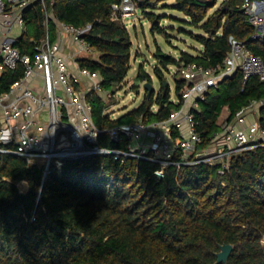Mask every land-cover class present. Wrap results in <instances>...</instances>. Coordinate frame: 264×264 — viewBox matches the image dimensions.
<instances>
[{"label":"trees","instance_id":"obj_1","mask_svg":"<svg viewBox=\"0 0 264 264\" xmlns=\"http://www.w3.org/2000/svg\"><path fill=\"white\" fill-rule=\"evenodd\" d=\"M121 0H48L46 12L35 4L25 11L26 30L16 46L32 53L47 33L54 41L60 22L75 28L91 27L86 41L97 59L84 58L80 66L99 74L104 91L122 86L131 69L132 41L121 20L112 18V5ZM151 1L135 0L152 23L153 33L163 34L160 17L150 12ZM162 1V0H159ZM176 0L173 10L185 14L189 25L203 32L194 35L201 48L195 54L181 52L179 58L157 47L154 72L160 91L142 105L113 119L107 114L102 94L91 93L96 126L102 130L143 121L164 122L181 107L165 85L164 71L178 72L194 65L203 69L223 67L235 40L243 42L264 61V39L252 40L257 31L241 9L243 0ZM175 77L177 100L189 83ZM19 72L0 76V91L7 92ZM146 77L139 74L138 79ZM264 100V81L257 76L244 79L241 70L211 88L199 109L193 111L197 151L213 150L223 132L220 118L228 110L231 122L252 101ZM154 107L158 109L153 110ZM264 129V108L258 112ZM174 139L185 134L173 130ZM102 148L127 150L108 134L99 138ZM150 155H152L150 153ZM176 150L174 161L181 162ZM221 165L204 163L169 166L163 177L161 165L129 158L115 160L100 155L66 162L61 173L43 180L42 168L24 159L0 153V264H217L220 246L234 250L227 264H264V148L245 151L230 160V169L220 175ZM30 191L23 194L20 183Z\"/></svg>","mask_w":264,"mask_h":264},{"label":"built area","instance_id":"obj_2","mask_svg":"<svg viewBox=\"0 0 264 264\" xmlns=\"http://www.w3.org/2000/svg\"><path fill=\"white\" fill-rule=\"evenodd\" d=\"M47 2L0 0V76L6 71L21 75L9 91H0V153L40 166L45 181L52 173H61L66 162L100 155H111L122 164L129 158L158 163L162 167L159 177L169 166L198 163L220 164L219 174L224 175L233 156L264 148V129L258 122L264 100H255L238 111L231 122L226 119L213 150L197 151L201 139L196 134L193 111L199 109L206 93L238 69L245 80L257 76L264 81L263 59L243 42H232L223 67H186L189 86L183 101L173 100L182 104L169 120L150 124L139 121L102 130L96 126L87 100L91 93L105 92L101 78L80 66L81 59L98 58L85 39L90 26L75 28L60 22L57 38L52 41L47 33L31 54L16 46L26 30L24 14L30 7L40 3L48 24L52 14L46 12ZM137 9L135 0H121L112 5V18H132ZM241 9L257 31L252 40L264 39V0H243ZM175 129L185 134L184 138L174 139ZM103 134L116 143L127 140V150L102 148L99 138ZM178 149L182 151L181 162L174 161Z\"/></svg>","mask_w":264,"mask_h":264},{"label":"rangeland","instance_id":"obj_3","mask_svg":"<svg viewBox=\"0 0 264 264\" xmlns=\"http://www.w3.org/2000/svg\"><path fill=\"white\" fill-rule=\"evenodd\" d=\"M140 2L142 0H139ZM211 1V0H203ZM223 0H218L217 5L209 11L212 15L220 6ZM150 12L160 17L159 26L164 33H153L152 23L144 16L140 8L137 9L136 15L132 18H125L122 23L126 26L132 41V59L130 63V71L125 83L102 93L107 105V114L112 118H119L124 114L138 109L145 99V83L148 79L139 80L138 75L146 73L152 79L154 93L157 94L161 89V82L155 75L154 68L158 65L155 54L157 47H160L166 54H171L179 58L181 52L195 54L201 48L200 44L195 40L194 35H203V32L189 25L190 19L183 13L173 10L176 0H153L151 1ZM170 73L164 71L165 83L171 87V97L176 100L175 93V77L178 72L176 67L170 66ZM187 77V71L178 72V78ZM154 107L153 110H157ZM224 110L220 124L224 125L226 117Z\"/></svg>","mask_w":264,"mask_h":264},{"label":"water","instance_id":"obj_4","mask_svg":"<svg viewBox=\"0 0 264 264\" xmlns=\"http://www.w3.org/2000/svg\"><path fill=\"white\" fill-rule=\"evenodd\" d=\"M144 89H145V92L147 93L148 97H150L155 90L154 86L149 84V83H145ZM19 187H20V190L23 194H28L30 191L29 184L26 181L21 182ZM233 250H234V247L230 244L221 245L220 246V252H218L216 254L217 264H227Z\"/></svg>","mask_w":264,"mask_h":264},{"label":"crops","instance_id":"obj_5","mask_svg":"<svg viewBox=\"0 0 264 264\" xmlns=\"http://www.w3.org/2000/svg\"><path fill=\"white\" fill-rule=\"evenodd\" d=\"M226 112H227V114H226V117H225V119H224V122H225L226 119L228 118V110H226ZM113 119H115V118L113 117Z\"/></svg>","mask_w":264,"mask_h":264}]
</instances>
